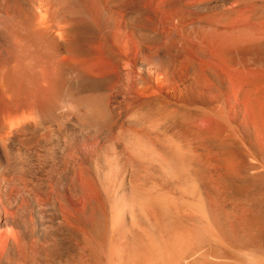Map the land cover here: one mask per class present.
I'll return each mask as SVG.
<instances>
[{"label":"bare ground","instance_id":"bare-ground-1","mask_svg":"<svg viewBox=\"0 0 264 264\" xmlns=\"http://www.w3.org/2000/svg\"><path fill=\"white\" fill-rule=\"evenodd\" d=\"M252 1L0 0V264H264Z\"/></svg>","mask_w":264,"mask_h":264},{"label":"rangeland","instance_id":"rangeland-1","mask_svg":"<svg viewBox=\"0 0 264 264\" xmlns=\"http://www.w3.org/2000/svg\"><path fill=\"white\" fill-rule=\"evenodd\" d=\"M264 1V0H263ZM263 1H260V0H253L252 2H254V3H252V5H251V11H252V14H251V17L249 18L250 20H255V16H256V18H259V19H257V20H260L261 19V15L260 14H262V18L264 19V14L263 13H261L262 12V10H263V12H264V5H263ZM261 4L263 5L262 6V9L258 12V10L261 8ZM257 5V6H256ZM253 6V7H252ZM260 6V8H258ZM253 8H254V10H253ZM259 14H258V13ZM256 14H258V15H256ZM211 15V17H213L214 18V20H215V18L216 19H218V20H233L234 18H235V15H233L234 17H232V15L230 16V15H227V17L225 16V14L223 15V14H218V13H213V14H210ZM209 15V16H210ZM219 16V17H221V18H219V17H217V16ZM220 15H222V16H220ZM209 16H206V17H209ZM215 16V17H214ZM229 16L232 18V19H230L229 18ZM206 17H203V18H201V20H208V18H206ZM211 18H209V20H210ZM236 19V18H235ZM212 23H215V22H212Z\"/></svg>","mask_w":264,"mask_h":264}]
</instances>
